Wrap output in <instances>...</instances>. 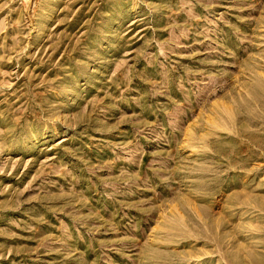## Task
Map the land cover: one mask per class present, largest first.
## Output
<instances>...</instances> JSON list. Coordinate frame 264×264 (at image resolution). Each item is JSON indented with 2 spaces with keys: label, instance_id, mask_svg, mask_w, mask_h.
<instances>
[{
  "label": "rangeland",
  "instance_id": "1",
  "mask_svg": "<svg viewBox=\"0 0 264 264\" xmlns=\"http://www.w3.org/2000/svg\"><path fill=\"white\" fill-rule=\"evenodd\" d=\"M0 264H264V0H0Z\"/></svg>",
  "mask_w": 264,
  "mask_h": 264
}]
</instances>
